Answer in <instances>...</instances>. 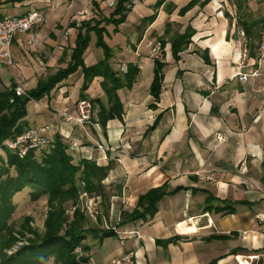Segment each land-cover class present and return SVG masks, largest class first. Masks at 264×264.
<instances>
[{
	"label": "crops",
	"instance_id": "crops-1",
	"mask_svg": "<svg viewBox=\"0 0 264 264\" xmlns=\"http://www.w3.org/2000/svg\"><path fill=\"white\" fill-rule=\"evenodd\" d=\"M157 1L143 0L117 33L108 26L110 38L105 36L114 70L129 62L140 69L132 88L118 91L123 118L109 120L104 128L93 108L92 124L67 120L65 113L77 115L84 82L78 70L50 95L29 102V127H45L49 138L60 134L74 163L92 159L112 165L104 181L108 211L101 198H94L99 214L92 208L86 212L95 228H115L120 212L132 211L152 188L184 187L165 196L153 218L117 228L121 249L97 250L85 241L84 256L93 264H108L125 252L133 253L132 264H210L215 259L239 264V256L247 264H264V220L259 218L264 215V71L249 75L258 65L248 53L244 56L245 37L230 0H200L185 13L180 10L191 0H164L158 6ZM18 6L26 12L13 16L31 10L46 15L42 26L15 36L11 64L0 61V85L15 83L25 91L67 66L82 21L102 19L113 10L94 0H0V15L11 16L5 11L14 13ZM188 27L195 34L176 61L172 41ZM199 51H207L210 63ZM161 55L167 65L155 102L150 88L155 58ZM103 58V51L90 45L84 54L87 66ZM6 70L7 83L1 75ZM239 73L248 74L247 80L241 81ZM102 80L95 78L85 93L106 103ZM225 206L233 212L215 210ZM180 224L196 229L183 233ZM93 238L102 244L108 239ZM171 238L175 241L163 243Z\"/></svg>",
	"mask_w": 264,
	"mask_h": 264
},
{
	"label": "trees",
	"instance_id": "trees-1",
	"mask_svg": "<svg viewBox=\"0 0 264 264\" xmlns=\"http://www.w3.org/2000/svg\"><path fill=\"white\" fill-rule=\"evenodd\" d=\"M162 1L164 0H158L157 6ZM199 1L191 0L180 13H185ZM208 1L204 0V3ZM128 2L129 0H119L109 16L80 23L71 58L66 67L40 79L34 89L25 91L24 94H17L15 83L0 90V264H48L51 259L54 264H86L89 262L84 256V251L89 250L85 243L87 235L101 240L118 236L117 228L131 222L153 218L158 211L159 202L165 196L184 189L177 187L169 190L166 183L152 188L139 197L132 211L120 212V219L115 228H95L87 225L89 218L81 206L72 216L66 214V207L80 205L81 195L86 193L91 198H101V205L107 212L109 203L106 200L108 195L104 181L112 169L111 164L99 165L92 159H82L79 163H74L68 152L69 146L60 134L53 138L48 137L46 145L29 149L24 155L4 144L6 140L16 138L31 128L26 119L29 102L40 101L50 95L61 82L78 70L82 71L84 78L79 99H88L92 107L97 108L98 123L105 128L109 120L123 118L125 111L118 91L122 88H132L140 69L138 65L129 62L126 64V72L114 70L111 65L113 49L105 36L108 33V26H113V33H117L119 26L126 22L128 13L133 9L128 6ZM233 4L236 7L237 25L244 32L246 53L257 59L263 40L264 13L254 12L249 0H234ZM226 14L230 16L229 13ZM153 18L154 15L147 17L144 22H150ZM93 33L96 35V46L102 49L104 58L92 66H87L84 54L89 48ZM194 34L193 28L188 27L183 34H178L173 39L172 53L176 61L180 59V53L188 48ZM198 53L206 63H210L207 51ZM166 65L162 55L155 58L154 79L150 88L155 102L159 100L162 91ZM97 77L103 78L101 87L107 97L106 103L99 98L89 99L85 93ZM25 189L30 190L32 201L47 198L48 213L44 232L39 233L28 228L33 235L18 245L24 233L19 231L18 236L12 228L10 219L16 210L13 197ZM215 210L233 212L230 206L216 207ZM174 241L175 239L171 238L163 243ZM14 246L17 248L12 250ZM77 248L82 249V254L76 252ZM9 250L11 252H8ZM217 263L218 259H215L210 264Z\"/></svg>",
	"mask_w": 264,
	"mask_h": 264
},
{
	"label": "built area",
	"instance_id": "built-area-1",
	"mask_svg": "<svg viewBox=\"0 0 264 264\" xmlns=\"http://www.w3.org/2000/svg\"><path fill=\"white\" fill-rule=\"evenodd\" d=\"M103 3L108 8L114 9L119 0H96ZM143 0H129L128 6L134 8ZM46 21V15L39 10H31L24 15L20 16H1L0 15V61L11 63L12 62V47L13 41L16 35L27 33L32 31L35 28L42 26ZM244 35V32H242ZM33 42V41H31ZM246 50L244 56H246ZM255 64L258 67L249 74L250 76H258L260 70L264 71V30H263V40L260 47L259 57L256 59ZM124 72L127 71V66L122 67ZM248 74L239 73V79L241 81H246ZM17 94H24L25 91L21 86L16 87ZM77 115L72 116L67 113L64 114L67 120L75 122L77 125H82L85 123H93V107L92 103L88 99H79L76 103ZM261 113H264L262 109ZM45 127L42 128H30L26 130L23 134L17 136L13 139H8L4 142L6 147L11 150L17 151L20 155H24L29 149L39 148L48 143V136L45 135ZM220 141L224 140L222 135H218ZM103 145H100V148H103ZM264 192V191H263ZM86 193L81 195L80 205H71L67 210L66 214L72 216L79 206L82 207V203L87 200L88 209H93V214H99L97 209L94 210L93 203L95 202L94 198L91 200ZM94 201V202H93ZM93 202V203H92ZM87 206V205H86ZM261 220H264V215H259ZM76 252L82 254V249L77 248ZM238 260V257H237ZM258 260V257H251V261ZM239 262V260H238ZM133 263V253L125 252L121 256L113 258L108 264H132ZM240 263V262H239ZM86 264H93L88 262Z\"/></svg>",
	"mask_w": 264,
	"mask_h": 264
},
{
	"label": "rangeland",
	"instance_id": "rangeland-1",
	"mask_svg": "<svg viewBox=\"0 0 264 264\" xmlns=\"http://www.w3.org/2000/svg\"><path fill=\"white\" fill-rule=\"evenodd\" d=\"M94 1H96V0H94ZM230 1L232 4L234 0H230ZM249 5L254 12L259 11V12L264 13V0H249ZM26 9H27V7L18 6L16 8V11H14V13H12L11 10L5 11V12H8V14L13 16L14 14H22V13L26 12ZM234 14L236 16V9H235ZM111 29H113V26H110V31H111ZM107 37H109L108 34H107ZM93 38L94 39H93V41H91L90 47L94 48V49H98L99 53H102V49L96 46V35L95 34H94ZM109 43H110V41H109ZM9 64H11V63H9ZM8 71L9 70L1 72L2 79L5 83L9 82L10 75H9ZM17 86H19V85H17ZM0 88L4 89L5 86L0 85ZM29 192H30L29 189H25L24 191L17 193L13 197V202L16 205V210H15L12 218L10 219V223L12 225V228L15 230V232H17L18 236H19V231L24 233V235H21L20 241H18V243H17L18 245L22 244L23 242H26L27 238L31 237L33 235L29 231V229L35 230L39 233H43L45 230V221H46L47 213H48L47 198L42 197L37 201H32L30 198ZM87 202L88 201L85 200L82 203V207H81L85 214L88 210V204H86ZM95 203L96 202L93 203V206L97 205ZM69 207L70 206L66 207V210ZM87 225L91 226V227L95 226V225L92 226L90 221ZM86 243H88L94 249L100 250V248H101L102 251H107V250L113 251V250H117V249L122 248L121 240L117 236L108 238L102 244V243H99L98 240L96 241V239L93 238L92 235H87ZM16 248H17V246H14L12 248V250H14ZM8 252H11V250H9ZM48 264H54L53 259H51Z\"/></svg>",
	"mask_w": 264,
	"mask_h": 264
},
{
	"label": "bare ground",
	"instance_id": "bare-ground-1",
	"mask_svg": "<svg viewBox=\"0 0 264 264\" xmlns=\"http://www.w3.org/2000/svg\"><path fill=\"white\" fill-rule=\"evenodd\" d=\"M178 229H179V231H181V232H183V233H190V232H193V231H195V229H196V227L195 226H185V225H182V224H180L179 226H178ZM238 260H239V264H247V262L241 257V256H239L238 257Z\"/></svg>",
	"mask_w": 264,
	"mask_h": 264
}]
</instances>
